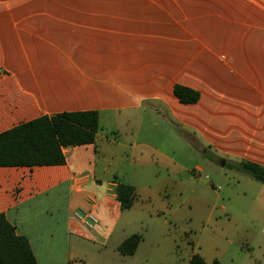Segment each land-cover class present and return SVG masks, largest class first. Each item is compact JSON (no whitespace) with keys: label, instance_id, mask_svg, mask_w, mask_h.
<instances>
[{"label":"crops","instance_id":"1","mask_svg":"<svg viewBox=\"0 0 264 264\" xmlns=\"http://www.w3.org/2000/svg\"><path fill=\"white\" fill-rule=\"evenodd\" d=\"M86 111L99 112L96 142L65 149L64 165L0 167V214L38 264L136 255L119 252L130 236L116 194L128 184L138 197L133 164L169 168L195 146L264 167V0H0V134Z\"/></svg>","mask_w":264,"mask_h":264},{"label":"rangeland","instance_id":"2","mask_svg":"<svg viewBox=\"0 0 264 264\" xmlns=\"http://www.w3.org/2000/svg\"><path fill=\"white\" fill-rule=\"evenodd\" d=\"M178 150L169 168L160 164L139 174L141 167L132 166L138 197L118 232L143 240L126 264H189L193 254L209 263L264 264V184L227 168L228 161L224 167L213 162L200 147L190 160ZM112 254L107 249L109 263Z\"/></svg>","mask_w":264,"mask_h":264},{"label":"trees","instance_id":"3","mask_svg":"<svg viewBox=\"0 0 264 264\" xmlns=\"http://www.w3.org/2000/svg\"><path fill=\"white\" fill-rule=\"evenodd\" d=\"M174 94L185 105L196 104L200 100L198 91L182 85L174 87ZM99 131L100 116L97 111L40 117L0 134V167L64 165L65 149L94 144ZM207 157L217 162L213 157ZM226 167L264 184V167L259 164L240 160L227 162ZM116 194L123 211L133 207L137 197L133 186L120 184ZM142 239L141 234L131 235L119 247V252L123 256H133ZM0 264H38L28 239L18 234L5 214H0ZM189 264L222 263L219 260L207 263L201 255L194 254Z\"/></svg>","mask_w":264,"mask_h":264},{"label":"built area","instance_id":"4","mask_svg":"<svg viewBox=\"0 0 264 264\" xmlns=\"http://www.w3.org/2000/svg\"><path fill=\"white\" fill-rule=\"evenodd\" d=\"M76 217L88 228H93L98 223V220L91 212L77 213Z\"/></svg>","mask_w":264,"mask_h":264},{"label":"water","instance_id":"5","mask_svg":"<svg viewBox=\"0 0 264 264\" xmlns=\"http://www.w3.org/2000/svg\"><path fill=\"white\" fill-rule=\"evenodd\" d=\"M226 164L225 160H222L221 165L224 167Z\"/></svg>","mask_w":264,"mask_h":264}]
</instances>
